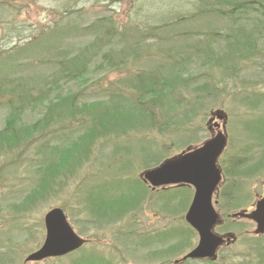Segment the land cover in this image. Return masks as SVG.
<instances>
[{"label":"rangeland","instance_id":"obj_1","mask_svg":"<svg viewBox=\"0 0 264 264\" xmlns=\"http://www.w3.org/2000/svg\"><path fill=\"white\" fill-rule=\"evenodd\" d=\"M207 1L203 4L201 0H74L75 3L0 0V84L5 86L0 98V129L5 126L9 109L6 88L22 81L39 88L46 77L59 71L56 63L41 62L59 55L58 48L42 51L31 37L41 28L50 29L67 10L75 11L74 18L80 27L110 17L118 26L127 27L132 36L143 38L144 48L137 59L126 54L125 59H116L113 68L105 65L104 69H91L93 81L82 85V90L72 85L78 94L77 105H92L91 114L78 113L52 123L46 134L33 136L34 141L27 148L0 152V264H74V259L91 250L103 253L113 264H257L262 260L264 263V236L253 237L255 225L232 216L249 209L257 195L264 192V41L257 53L238 56V45L210 40L208 45L212 48H224L222 65H212L205 57L192 62L189 59L181 76L178 75L181 64L169 59L184 45L199 44L197 37L184 40L176 35L178 32L191 29L211 35L219 31L220 36L230 32L227 18L217 12L228 8L218 6L216 0ZM202 10L208 14L200 13ZM180 17H184L183 23L172 21ZM163 21L174 24L160 28L158 33V29H150ZM68 30L64 27L62 33L55 32L54 39L46 44L60 38L61 46L73 54L83 51L91 42L92 35L86 30ZM122 44L120 41L116 50ZM91 56H87L91 67L101 62L99 57L93 60ZM234 56L236 60H231ZM89 57L92 60L88 61ZM215 57L216 54L211 58ZM152 76L174 77L179 90L160 96L158 102L163 100L161 106L169 109L157 110L163 114L157 115V119L153 118L152 109H147L145 121H129L125 113L136 112L140 107L141 87L136 83L143 79L153 81ZM185 78L190 79L185 82ZM105 108L113 114L104 115ZM217 109L228 115V146L219 158L224 182L216 208L222 222L215 230L223 235L231 232L237 240L220 248L212 263L202 260L175 263L198 243L197 233L185 221L194 188L153 189L142 174L209 139L208 122ZM24 116L25 122H31L39 114L27 110ZM89 130L93 133L86 151L81 152L74 164L64 167L62 182L45 197L34 199L31 195L37 183V168L44 156L47 160L53 156L43 154L38 146L47 145L50 151L66 136L82 137ZM230 160L236 164L229 166ZM134 180L140 183H132ZM234 180L232 187L230 182ZM104 192L114 195L110 202ZM112 203L115 205L111 206ZM54 207L64 210L75 231L88 243L63 257L25 263L27 256L43 244L44 216ZM106 211L107 216L103 217L101 214Z\"/></svg>","mask_w":264,"mask_h":264},{"label":"trees","instance_id":"obj_2","mask_svg":"<svg viewBox=\"0 0 264 264\" xmlns=\"http://www.w3.org/2000/svg\"><path fill=\"white\" fill-rule=\"evenodd\" d=\"M201 2L203 4L208 3L207 0H201ZM73 3H75L74 0ZM216 4L218 6L228 8L227 10H217V12L221 16L227 18L228 24H226V27H229L230 32H228L225 36H220V33H218L219 31H214V34L211 33V35L206 32H198L191 29L178 32L176 35H181L184 40L193 36L197 37L199 40L198 45L186 44L176 51L175 56H169V59H172L173 62L181 64L178 75L181 76V74L184 73L186 70L184 63L189 59L191 60L190 62H192L205 57V60H211L210 63L212 65H216L217 67L222 65L220 62L223 61V59L225 60V51L223 52L224 48L221 46L212 48V46L208 45L210 40L216 41V43H220L223 40L225 44L227 42L228 45H238L240 47V53L238 56L251 54L253 51L256 52L259 44H261V41H264L261 38V32L263 31L262 29H264V18H262V20L260 19V17H264V0H241L235 2L232 0H216ZM202 12L203 10L200 11V13ZM62 14H64V12ZM74 14V10H67L66 14L62 16V19H60L61 21L59 20L58 22H55L50 29L41 28L36 35L31 37L32 39L34 38V43H38L37 47L42 51H45V48L48 50H50L51 47L58 48L57 50L60 51L59 55H56L50 60H41V62H44L45 64L51 63L52 65L56 63L59 71H57V74H54L50 78L46 77L43 81L42 87L39 88L32 84L27 85L24 81H15L16 83H13V87L10 86L9 88H6V93L9 95V109L4 119L5 126L0 129V152L12 151L16 148L22 147L27 148V145L34 141L35 138L33 139V136L37 134H46L47 127H49L52 123L55 124L60 122V120L73 118L78 113L90 112L93 107L92 105L88 106L86 103L77 105L78 94L72 90V85H78L81 88L82 85L86 86L88 83H92L93 79H91V69H104L105 65H107V68H113V65L116 64V59L121 57L125 59L126 54L131 56L133 60L143 55L144 48L142 46L143 43L141 42L143 38L136 37V34L132 36L127 27L118 26L112 18L101 17L86 26L80 27L77 26L78 22L74 18ZM202 14H208V11H204ZM66 18L68 19L65 21L64 19ZM183 19L184 17H180L179 19L175 18L172 21H175L176 24L183 23L185 21ZM172 21H163L159 26H153L150 27V29H155V31L158 29L156 31V33H158L160 28L166 29L170 25L174 24ZM64 27H68V31L70 32H78L79 29L86 30L90 35H92L91 42L86 45V48H84L83 51H77L73 54H69L68 50L61 46L60 38L54 40L53 44H46L48 40L54 39L56 35L55 32L62 33V29ZM230 28L233 31H231ZM233 28H235V30ZM150 35L156 37L154 34ZM206 35L208 37H206ZM129 39H133V42H128ZM120 41L123 44L119 48L120 50H116V46L117 44H120ZM215 54L216 57L211 58ZM67 55L72 56L69 57ZM86 55H92L91 57L93 60L95 56L99 57V61L101 62L91 67L87 62ZM91 57H89L88 61L92 60ZM231 60H236V56H234ZM152 77L153 81L143 79L136 83L138 87L139 85L141 87L140 97L138 98L140 107L138 110H135L137 113L133 110L125 113V117L129 119V121H145L148 116L147 109H152L154 114L153 118L157 119V115H163L157 110L169 109L165 106H161L163 100L158 102L159 98H161L160 96H168V94H173L176 90H179L178 86L175 84L176 81L174 77H171V79L170 77L167 78L158 76L157 79L156 76ZM162 78L163 80L161 81L160 79ZM189 79L190 78H185L183 81L186 80L185 82H187ZM185 82H182V84ZM186 86H190V84ZM4 88L5 86L2 87L0 84V98L3 92H5ZM35 90L36 92H34ZM135 107L136 106H134V108ZM27 110L34 113L37 112L39 114L38 118L31 122H25L24 115ZM109 111V109L105 108L104 115L113 114V112ZM100 112L101 111L97 112V114H100ZM89 114H91V112ZM118 122L117 126L121 124L120 120H118ZM89 131L82 137L76 138L72 135L66 136L60 143L51 147L52 151L47 150V145L38 146V148L42 149L43 154L51 153L53 156L49 160H47V157L44 156L43 162H41L37 168V172H39V174L37 176V183L32 189L34 190V195L33 193L31 195L34 199L40 198V196L45 197L53 190L56 184H60L62 182V177L66 174L63 172L64 167L71 162L74 164L76 159L78 160L81 152L86 151L87 141L93 133V130ZM65 172H67V169ZM131 182L138 184L139 180ZM110 191L113 192L111 187ZM104 194L105 196H109V202L114 196L110 192H104ZM222 196H224V191L221 193V197ZM110 205L114 206L115 203ZM109 210H113V207H110ZM104 213L105 212L101 215L106 217L107 211L105 214ZM190 230L192 229L190 228ZM263 236H259L258 238H262ZM104 256L106 255L103 253L100 254L91 250L90 252L80 255L78 258L74 259L73 263L113 264L109 262L108 259L106 260ZM204 261L206 263H212L210 261ZM160 264L168 263L163 262ZM257 264H264L263 260Z\"/></svg>","mask_w":264,"mask_h":264},{"label":"water","instance_id":"obj_3","mask_svg":"<svg viewBox=\"0 0 264 264\" xmlns=\"http://www.w3.org/2000/svg\"><path fill=\"white\" fill-rule=\"evenodd\" d=\"M212 120L222 121V129L203 142L200 147L170 157L159 166L143 172L145 182L153 187L167 185H191L195 189L192 202L185 214L186 222L197 232V245L185 254L178 263L186 259L216 260L218 248L226 241L231 242L232 233L221 235L215 231L220 223L216 209L219 184L222 171L218 159L227 145L226 122L227 115L217 109L211 113ZM216 126L220 124L215 123ZM233 217H242L255 223L254 234H264V197L257 201L256 207L250 213L245 210ZM45 239L41 247L25 259L28 262H41L52 258L66 256L88 243V239L81 237L69 222L67 214L61 207L50 209L44 216Z\"/></svg>","mask_w":264,"mask_h":264},{"label":"flooded vegetation","instance_id":"obj_4","mask_svg":"<svg viewBox=\"0 0 264 264\" xmlns=\"http://www.w3.org/2000/svg\"><path fill=\"white\" fill-rule=\"evenodd\" d=\"M228 117V116H227ZM227 120H228V118H227ZM220 123L221 125H222V121H219V120H212L208 125H209V130H210V132H211V134L212 135H215L220 129H221V127H219V126H216L215 125V123ZM218 123V124H219ZM226 131H227V122H226ZM227 146H228V135H227ZM192 148H194V147H192ZM227 148V147H226ZM226 150V149H225ZM230 164H236V162H232V160H230V163H229V166H230ZM223 171V170H222ZM224 182V172H223V180H222V183ZM230 184L232 185V187L235 185V180L234 181H232V182H230ZM147 185H149V186H151L153 189H166V188H170V187H181V186H189V185H172V186H159V187H153L152 185H150V183L149 182H147ZM263 186H264V180H263ZM264 197V192L262 193V194H260V195H257V198H256V200H255V202L251 205V207L249 208V209H246V211L247 212H251L252 210H254L255 209V207H256V203H257V201H259L260 199H262ZM246 221H249L250 223H252V224H254V222L253 221H251V220H249V219H246V218H244ZM261 235H264V234H261ZM261 235H256V236H261ZM232 239H231V242H228L227 241V239H226V241L218 248V250L220 249V248H223L224 246H229V245H231L232 243H234L235 241H236V236H233V234H232ZM218 250H217V253H216V258H218ZM185 261H187V259L186 260H184L183 262H185ZM202 261H204V259L202 260ZM206 261H213V260H211V259H208V258H206ZM205 262V261H204Z\"/></svg>","mask_w":264,"mask_h":264}]
</instances>
